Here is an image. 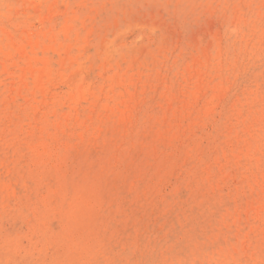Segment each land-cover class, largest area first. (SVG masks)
Segmentation results:
<instances>
[{"label":"rangeland","instance_id":"374dc122","mask_svg":"<svg viewBox=\"0 0 264 264\" xmlns=\"http://www.w3.org/2000/svg\"><path fill=\"white\" fill-rule=\"evenodd\" d=\"M0 264H264V0H0Z\"/></svg>","mask_w":264,"mask_h":264},{"label":"bare ground","instance_id":"6f19581e","mask_svg":"<svg viewBox=\"0 0 264 264\" xmlns=\"http://www.w3.org/2000/svg\"><path fill=\"white\" fill-rule=\"evenodd\" d=\"M116 177V176H115ZM10 184V183H9ZM13 194V193H12ZM13 196V195H12ZM9 197V196H8ZM5 218V217H4ZM4 222V221H3ZM49 247V246H48Z\"/></svg>","mask_w":264,"mask_h":264}]
</instances>
